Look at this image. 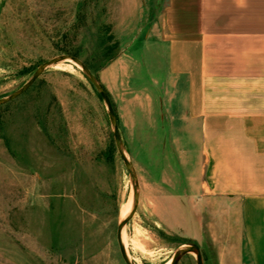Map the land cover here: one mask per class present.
<instances>
[{
    "label": "rangeland",
    "instance_id": "rangeland-1",
    "mask_svg": "<svg viewBox=\"0 0 264 264\" xmlns=\"http://www.w3.org/2000/svg\"><path fill=\"white\" fill-rule=\"evenodd\" d=\"M171 3L0 0V99L43 64L75 56L109 94L136 177L132 182L108 108L84 71L71 61L48 68L22 96L0 106V264H125L118 227L131 197L135 213L122 244L132 264H167L190 243L204 264H244L240 231L231 240L227 214H214L196 189V142L184 136L179 149L160 107L154 132H144L145 90L159 102L170 86L169 47L158 69L145 38L149 27L158 33L149 17L173 15ZM186 88L179 87V96ZM179 264H197L196 255Z\"/></svg>",
    "mask_w": 264,
    "mask_h": 264
},
{
    "label": "crops",
    "instance_id": "crops-1",
    "mask_svg": "<svg viewBox=\"0 0 264 264\" xmlns=\"http://www.w3.org/2000/svg\"><path fill=\"white\" fill-rule=\"evenodd\" d=\"M171 5L173 15L149 17L158 33L149 27L145 38L158 69L169 47L170 86L159 102L145 90L144 132H154L160 107L179 149L184 136L196 142L200 198L211 203L214 214H227L231 240L240 231L237 244L247 257L243 253L238 260L264 264V0ZM179 85L187 87L186 96H179Z\"/></svg>",
    "mask_w": 264,
    "mask_h": 264
},
{
    "label": "water",
    "instance_id": "water-1",
    "mask_svg": "<svg viewBox=\"0 0 264 264\" xmlns=\"http://www.w3.org/2000/svg\"><path fill=\"white\" fill-rule=\"evenodd\" d=\"M66 61L74 62L84 71V73L88 77L90 83L96 89V91L98 92L100 97L104 100V102L108 108L109 119H110V122H111L112 127H113V133H114V139H115L116 147H117L118 152H119L128 172L130 174V178H131L132 182L136 183V177H135L133 166L130 163L125 152L123 151L119 127H118V123L116 120V116H115V112H114V109L112 106L111 99H110L107 91L103 87V85L95 78V76L91 73V71L88 69V67L84 63H82L79 59H77L75 57H70V56H62V57L55 58V59L43 64L42 66H40L37 69V71L34 73L32 78L19 91H17L16 93L11 95L10 97L0 99V106L6 105V104L12 102L13 100L19 98L20 96H22L25 92H27L37 82V80L41 77V75L48 68H50L52 66H56L59 63L66 62ZM134 195H135V199H137L138 195H137L136 188H135ZM134 213H135V209L128 215V217L122 223H120V225L118 227V244H119L120 252H121V255H122V258H123V261L125 262V264H132V263L129 261L128 256L126 254V250L122 244V231H123V228L125 227V225L127 224V222L133 217ZM189 254L196 255L197 264H204L200 248L194 243H190V244L184 246L182 249H180L175 254V256L173 257L171 264H179V262L185 256H187Z\"/></svg>",
    "mask_w": 264,
    "mask_h": 264
},
{
    "label": "bare ground",
    "instance_id": "bare-ground-1",
    "mask_svg": "<svg viewBox=\"0 0 264 264\" xmlns=\"http://www.w3.org/2000/svg\"><path fill=\"white\" fill-rule=\"evenodd\" d=\"M132 205H133V198L131 197L128 206H126L122 212V215H121L122 221H124L128 217V215L131 211L130 208L132 207ZM122 242H123L124 246H126L124 229L122 231ZM171 262H172V260H170L167 264H171Z\"/></svg>",
    "mask_w": 264,
    "mask_h": 264
},
{
    "label": "trees",
    "instance_id": "trees-1",
    "mask_svg": "<svg viewBox=\"0 0 264 264\" xmlns=\"http://www.w3.org/2000/svg\"><path fill=\"white\" fill-rule=\"evenodd\" d=\"M106 30L110 32V28L106 27ZM113 39H114V36H112V35H109V36H108V40H113ZM117 45H118V44H115L114 47H111V48L109 47L108 49H106V54H107V53L109 54L111 51L114 50V48H118ZM73 57H75V56H73ZM115 58H116V56H115L114 54L111 55L106 63H107V64H110ZM97 93H98V92H97ZM98 95H99V94H98ZM108 95H109V94H108ZM99 96H100V95H99Z\"/></svg>",
    "mask_w": 264,
    "mask_h": 264
}]
</instances>
